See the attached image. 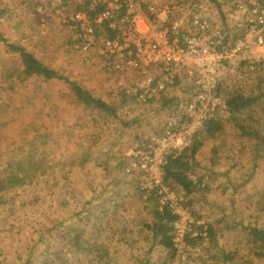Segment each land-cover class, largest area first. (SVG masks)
I'll return each instance as SVG.
<instances>
[{
	"label": "rangeland",
	"instance_id": "obj_1",
	"mask_svg": "<svg viewBox=\"0 0 264 264\" xmlns=\"http://www.w3.org/2000/svg\"><path fill=\"white\" fill-rule=\"evenodd\" d=\"M198 1L186 0L181 14L188 18L190 4L192 9ZM255 2L263 8L264 0ZM237 4L229 0L209 6V26L185 24L186 32H222L227 43L237 42L242 34L249 38L251 33L236 24L250 14L226 23ZM83 5L76 0L0 1V167L14 158L29 174L18 184L13 179V189L0 192V264H43L45 259L95 264L94 254L71 246L66 235L71 228L83 238L98 232L113 256L110 264H223L225 253L235 254L229 264H264L239 232L241 223L264 226V121L259 136H244L229 113L221 112L223 129L206 136L197 155L193 175H209L203 178L209 189L198 186L186 203L195 220L202 217L214 224L215 236L209 239L202 233L203 240L179 241L172 248L156 244L142 222L152 218L153 203L134 184V178L148 177L142 169L132 171L139 160L135 152L142 149L150 155L152 140L164 134L167 120L178 117L190 98L192 88L186 89L191 78L183 77L165 92L141 96L140 72L115 70L102 52L100 36H95L93 48L81 50L80 34L68 18ZM11 44L23 45L62 78L27 75L22 54ZM221 76L223 96L235 88L264 93V68L232 70L227 65ZM72 82L113 105L116 113L99 112L83 102ZM260 103L255 113L264 117V97ZM243 118L248 120V115ZM153 174L162 183L157 167ZM161 191V204L169 200L177 211L182 208L180 194L164 181Z\"/></svg>",
	"mask_w": 264,
	"mask_h": 264
},
{
	"label": "built area",
	"instance_id": "obj_2",
	"mask_svg": "<svg viewBox=\"0 0 264 264\" xmlns=\"http://www.w3.org/2000/svg\"><path fill=\"white\" fill-rule=\"evenodd\" d=\"M147 1L93 0L87 9H78L68 19L80 34L82 51L93 48L98 42L95 36H100L102 52L112 61L115 70L140 72L144 83L137 91L141 96L157 90L165 92L185 76L191 78L192 85L188 82L193 91L190 98L183 103L184 109L178 117L167 120L164 134L152 140L150 155L142 149L135 152L139 160L132 169L144 170L148 176L145 185L153 187L154 183H160L154 178L156 167L163 174L167 157L182 153L205 120L214 112L225 110L226 103L219 90L226 63L232 70L241 69L242 63H246L250 71L264 68V6L260 8L253 0L249 3L235 0L238 2L236 10L230 12L226 23H232L230 17L250 14L236 25L239 30L246 29V33L251 34L249 38L242 34L237 42L227 43L228 37L222 32L205 36L185 30V24L200 28L209 26L212 20L206 16V10L215 6L209 0L198 1L192 9L191 3L188 18L181 14L186 0H168L164 8L163 0H158L160 5L154 2L145 7ZM176 11L179 14L173 17ZM164 16L167 17L164 19ZM166 20L173 21L167 24ZM151 68L165 77L154 79L149 74ZM173 208L181 214L174 226L178 241L183 242L185 234L194 232L193 226L204 221L195 220L187 206L178 211L177 205Z\"/></svg>",
	"mask_w": 264,
	"mask_h": 264
},
{
	"label": "trees",
	"instance_id": "obj_3",
	"mask_svg": "<svg viewBox=\"0 0 264 264\" xmlns=\"http://www.w3.org/2000/svg\"><path fill=\"white\" fill-rule=\"evenodd\" d=\"M202 1V0H200ZM212 3H215L217 7L222 6L227 3L229 0H209ZM241 1V0H240ZM251 0H246V3H249ZM255 1V0H253ZM93 2L91 0L85 6H80L79 9H87L89 5ZM227 35V34H226ZM2 35L0 34V37ZM11 49L13 51H19L22 54V61L24 66V71L29 76H43L45 78H62L59 72L53 69L48 64L44 63L42 60L34 56L30 51L26 49L23 45L11 44ZM228 65V63H226ZM247 64L242 63L241 69L246 68ZM67 81H70L67 79ZM72 89L76 95L85 103L90 104L93 109H99V112H105L108 114H115L116 110L113 105L109 104L105 100L94 96L91 92L84 89L82 86L78 85L75 82H72ZM260 87V83L258 88ZM192 87L189 86L188 89ZM224 88L223 80L219 94L221 95ZM223 96V94H222ZM264 97V93H247L242 89L235 88L231 90H225L223 99L226 103L225 110L220 109L219 111L214 112L209 116L203 127L195 132L193 135L191 144L187 147L182 153L176 156H169L162 168L163 174L162 178L164 184L171 186L173 189L180 194L182 198L181 203L183 206H187L192 214L194 215V210L192 207H189L186 203V199L189 196L195 194L198 186L209 189L206 182L203 181V178L209 177V175L204 174L202 177L196 178L194 176V167L198 165L197 155L204 145V140L206 136H215L218 130L223 129V122L221 112H228L230 118L234 120L232 122L234 125H239L241 134L244 136H259L260 131L262 130V125L264 117L260 116L258 113H255V108L260 107V100ZM223 110V111H222ZM248 115V120L243 118L244 115ZM21 163H17L16 159H11L6 162L2 167H0V192L5 190L13 189L14 183L13 179L17 180V184L23 180L27 179L29 176L28 172L21 170ZM136 169H132L134 171ZM134 184L136 185L140 195L143 197L146 195L145 201L153 203V216L150 219H144L142 222L144 226L152 232V238L156 244L165 247H174L175 244H178L176 240L177 234L174 227V222L177 221L180 213H176L174 208L170 206V202L161 204V199L164 194L162 190V183L156 184L153 187H147L145 181L133 179ZM23 183V182H22ZM21 185V184H20ZM262 201L264 203V182L262 183ZM110 199H113L110 196ZM185 199V201H184ZM191 201V200H190ZM189 201V202H190ZM196 220H205L204 223L199 224L200 227L198 230H194L197 235H189L190 232L185 234L184 240L190 244H194L197 240H203L202 233L206 235V238H213L216 234V229L214 224L209 223L207 219L202 217L197 218ZM241 229L239 230L240 235L244 236V241L251 249V251L260 256L259 259H263L264 262V226L260 225H246L244 223L239 224ZM201 231V232H200ZM71 237V246H76L80 250L87 251L94 254L93 259L96 261L95 264H110L112 255L109 254L105 248V244L101 243L98 238V232H92L89 235H86L84 238L81 237V231H77L76 228H71L67 233V237ZM234 253H225L221 259L223 264H229V262L234 258ZM43 264H55L50 260L45 259ZM65 264H69L68 261H65Z\"/></svg>",
	"mask_w": 264,
	"mask_h": 264
},
{
	"label": "crops",
	"instance_id": "obj_4",
	"mask_svg": "<svg viewBox=\"0 0 264 264\" xmlns=\"http://www.w3.org/2000/svg\"><path fill=\"white\" fill-rule=\"evenodd\" d=\"M0 1H2L4 3L5 0H0ZM90 1L91 0H76V2H84V5L83 6H85L86 4H88ZM154 2H157L159 4L158 0H148L147 3L146 2L144 3V6L147 7V4H153ZM162 4H163V8H164L168 4V0H163L162 1ZM6 9L7 8H3L2 9V12L5 11ZM153 70H155V69H153V68L149 69V74H151L153 72ZM151 77H153L154 79H162L165 76L162 75V74L153 73Z\"/></svg>",
	"mask_w": 264,
	"mask_h": 264
},
{
	"label": "clouds",
	"instance_id": "obj_5",
	"mask_svg": "<svg viewBox=\"0 0 264 264\" xmlns=\"http://www.w3.org/2000/svg\"><path fill=\"white\" fill-rule=\"evenodd\" d=\"M215 4V3H214Z\"/></svg>",
	"mask_w": 264,
	"mask_h": 264
}]
</instances>
